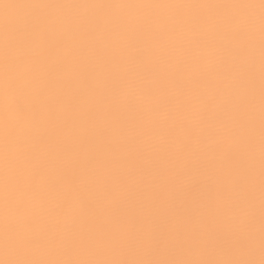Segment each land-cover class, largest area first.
I'll return each mask as SVG.
<instances>
[{
    "label": "snow or ice",
    "instance_id": "1",
    "mask_svg": "<svg viewBox=\"0 0 264 264\" xmlns=\"http://www.w3.org/2000/svg\"><path fill=\"white\" fill-rule=\"evenodd\" d=\"M29 7L37 14L0 38V71L14 93L2 134L0 205L10 249L3 264H264V0ZM80 7L175 14L163 24L158 17H69L63 30L43 15ZM183 9L209 12L186 16ZM233 9L252 14H226ZM97 40L102 48L93 47ZM140 201L143 217L136 215ZM105 240L118 256L55 258L58 248L76 253ZM209 245L240 256L157 258L162 250ZM42 246L46 258H11ZM145 246L153 258H129Z\"/></svg>",
    "mask_w": 264,
    "mask_h": 264
},
{
    "label": "bare ground",
    "instance_id": "2",
    "mask_svg": "<svg viewBox=\"0 0 264 264\" xmlns=\"http://www.w3.org/2000/svg\"><path fill=\"white\" fill-rule=\"evenodd\" d=\"M48 2V3H70L76 5H92V4H166V3H191V4H207V3H222V2H234V0H0V38H2L4 30L6 27L16 29L23 25V23L28 20L33 15L37 14L38 10L29 7L31 4ZM253 3H259V0H250ZM5 5H8L5 7ZM73 13L72 18H79V13L83 10L80 8L70 9ZM89 11L97 13L94 17H108V18H159L160 22L163 24L169 15V9H138V8H109V9H94L88 8ZM181 12L186 16L208 15V9H183ZM130 13L131 15H127ZM152 13V15H149ZM103 40H97L93 47L102 48ZM253 54L255 59V96H256V163H255V176H256V189H255V205L257 210V217L259 212V32L255 33L253 40ZM198 52V49L194 50ZM215 61V58H213ZM230 63V61H229ZM70 70L69 69H66ZM66 74V72L64 73ZM152 143L158 144L159 141L153 140ZM209 179L207 183L212 185L215 181L216 173L214 170L209 169L208 172ZM150 179V178H149ZM189 178H185V184L190 183ZM162 201H167L166 194H162ZM202 203V201H198ZM145 201H140L136 205V215L139 217L145 216L147 213L145 211L144 204ZM175 211H180L175 209ZM151 225L146 224V229H150ZM2 259V257H0Z\"/></svg>",
    "mask_w": 264,
    "mask_h": 264
},
{
    "label": "clouds",
    "instance_id": "3",
    "mask_svg": "<svg viewBox=\"0 0 264 264\" xmlns=\"http://www.w3.org/2000/svg\"><path fill=\"white\" fill-rule=\"evenodd\" d=\"M83 10L79 13V17L82 18H91L97 15L95 12H91L87 7H82ZM127 15H131L130 13H126ZM175 13L170 10L169 15H174ZM226 14L241 17L245 15H250L252 13L247 12L245 10L233 9L229 10ZM43 15L52 17L61 22V28L66 29V25L64 21L73 16L71 10L64 9H49L43 12ZM152 15V13H149ZM257 19V28L256 32H258V11L255 13ZM127 90H125L121 94V100H126L128 96ZM14 93L9 91L4 83L3 72L0 71V177H2L3 172V152H4V144L2 139L4 125L7 119L11 118L14 115L12 101H13ZM139 98V97H138ZM259 155V152H258ZM0 188H2V184H0ZM0 197H2V191H0ZM65 233H62L64 235ZM49 249L46 246L40 247L38 250L34 251V254L31 257L26 256H15L12 255L11 258H46L49 253ZM255 256L256 260H259L260 251H259V240L257 237L255 243ZM78 253V254H77ZM10 254V249L7 247L5 242V237L3 233V208L0 205V264H3L4 258ZM119 255V250L114 249L112 243L109 240H105L99 247H91L87 244L81 246L76 250V253H64L59 248L56 250L55 258L60 259H70V258H115ZM202 256H209L215 259H231V258H239V253H229L225 249L217 247L215 245H209L206 248H193V247H184L181 249L174 250L171 254L166 250H162L161 254L157 257L160 259H193V258H201ZM129 258H153L152 250L149 247L138 248L134 251H130Z\"/></svg>",
    "mask_w": 264,
    "mask_h": 264
}]
</instances>
